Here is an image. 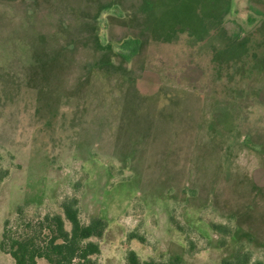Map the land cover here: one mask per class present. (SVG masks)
<instances>
[{
	"label": "rangeland",
	"instance_id": "374dc122",
	"mask_svg": "<svg viewBox=\"0 0 264 264\" xmlns=\"http://www.w3.org/2000/svg\"><path fill=\"white\" fill-rule=\"evenodd\" d=\"M219 1L126 0L129 13L123 17L102 0H0V46L23 40L27 32L29 37V31L39 45L31 52L36 65L9 60L25 83L10 80L9 73L0 80V115L6 122L0 123L16 129L13 148H19L15 160L0 150V172H7L0 179V241L3 227L32 233L45 213L58 209V200L81 193V217L107 219L100 264H124L128 248L143 259L178 256L181 264H219L237 249L249 263L264 264V168L252 144L246 146L254 152L242 149L237 156L226 145L235 135L233 108L214 93L180 86L202 82L187 74L167 77L155 58L147 61L150 67L139 68L143 52L131 70L102 66L108 72L96 62L99 68L89 76L90 65L77 61L75 44L66 49L54 42L64 37L73 44L70 26L93 13L102 23L116 14L147 35L150 30L151 40L161 34L197 37L203 21L217 22V13L209 11ZM229 12L234 13L233 4ZM81 27L88 32L86 24ZM79 46L84 50L85 44ZM82 53L86 58V50ZM63 93L91 97L86 122L74 126L69 114L56 116ZM69 104L76 116L79 106ZM262 131L255 129L253 141ZM0 264L14 263L0 250ZM36 264L47 262L39 258Z\"/></svg>",
	"mask_w": 264,
	"mask_h": 264
},
{
	"label": "trees",
	"instance_id": "16d2710c",
	"mask_svg": "<svg viewBox=\"0 0 264 264\" xmlns=\"http://www.w3.org/2000/svg\"><path fill=\"white\" fill-rule=\"evenodd\" d=\"M107 1L111 5H114L119 16L120 14L123 15V17L128 16L129 10H127L125 7V1L126 0H102V2ZM223 0L219 1L220 3ZM99 2V0H98ZM99 6L101 5V3ZM227 2V0H225ZM98 4V3H97ZM26 7L28 4L24 3L23 6ZM136 7L137 3H135ZM19 7H22V5H19ZM212 13H217V8H211ZM45 9L43 10V12ZM27 12H29L27 8ZM44 13H42L43 15ZM61 14V13H59ZM97 14L93 13L90 17H82V22L76 21V23L70 27L74 28V43L70 44L69 38L60 37L56 41V43L61 42V44L66 46V49H73L74 44L75 52H79V55L77 57V61L82 65H90V72L89 76L93 74L94 68H99L96 66V62L99 63V65L102 67H113L115 68L114 71L119 70L116 69L120 66L121 70L119 71H127L131 70L133 65L132 61L138 55L139 53L143 52L144 58L141 62V66L139 68L143 69V66L145 67L149 61V59L152 57L154 58L153 54L155 52H165L168 42L173 36H165L164 34H161L158 39L151 40L152 38L151 31L145 32L143 28L137 27L134 25H131L130 23H127V20H118L121 17L116 16V14L110 13L108 14V17H106V20L109 21V24L113 25H120L124 29L120 34L113 33V41H109L107 43L101 42L100 38L98 37L99 32V26H100V18L99 16H96ZM113 16V17H111ZM143 16V13L141 14ZM212 18V16H210ZM61 18V15H60ZM99 18V19H98ZM143 18V17H142ZM61 20V19H60ZM74 21V20H73ZM120 21V22H118ZM63 22V21H62ZM65 24V23H64ZM64 24L62 26V30L64 28ZM86 24L89 27V30L86 32L82 29V25ZM66 25V24H65ZM143 25V24H142ZM79 31L75 28H79ZM144 27V25H143ZM44 29L40 30L43 31ZM114 30V29H113ZM39 31L37 32L38 35ZM63 33V32H62ZM26 36L23 38L15 40H11L9 44H4L0 46V52L2 51L4 55L3 61H0V80L2 79H8L7 77H4L6 74L9 73V79L14 80L15 82H22L20 80H17L18 74L16 73V70H14L16 67L9 65V60H15L16 57L20 58L25 62L27 65H31L35 63L36 60L32 59L31 52H36L39 45H36V42L33 39V42L31 41V32L29 31V37L28 32L25 33ZM79 39V40H78ZM114 41H117L115 43ZM84 42V43H82ZM114 42V43H113ZM35 43V44H34ZM80 44H85L84 50L82 49V46H79ZM117 44V47L114 45ZM9 46L12 47V50L9 48ZM4 49V51H3ZM6 49V50H5ZM88 53L86 55V58H83V53L80 54L82 51H85ZM6 51V52H5ZM9 51V52H8ZM39 51V50H38ZM74 52V53H75ZM146 52V53H145ZM99 58V61L96 60L94 57ZM166 56V54H165ZM164 56L163 59H161V62L158 60L159 64L161 65V69H165L164 72L165 75L169 78H172L175 76L172 74V60L170 58H166ZM1 58V55H0ZM157 60V59H156ZM150 67V65L148 64ZM35 68V67H34ZM33 68V70H34ZM104 71H108L107 69H104L103 67L100 68ZM12 70V71H11ZM113 71V72H114ZM74 73V72H73ZM110 73H112L110 71ZM58 73L53 74V76H57ZM75 76V75H74ZM73 76V79H74ZM70 73L66 75L65 77V84L68 87L70 82ZM26 81V80H25ZM22 82V83H25ZM90 81V80H89ZM174 83V82H173ZM179 83H174V85ZM182 86V84H179ZM189 87V86H188ZM190 90H197L198 92L208 93L205 91L201 86L195 87L191 86ZM215 93L216 92H211ZM103 97V96H102ZM83 98V97H82ZM91 97L88 95L87 97H84L83 99L72 98L69 95L62 94L61 96V102L59 101V106H57L58 114L56 115L59 119L63 115L64 117H67L69 114L71 116V119L74 118V126H76L79 123L86 122L85 116L90 113L91 110H93L92 105L91 107L88 106V102H92ZM60 100V99H59ZM103 98H101V102H104ZM73 102L75 107L79 106L80 110L76 113V116L74 114H71V106L69 103ZM92 104V103H91ZM234 110V109H233ZM77 116L79 118H77ZM233 117L234 121H236V115L233 111ZM97 130L99 134L105 130L104 127H102L101 123L103 121L101 120V116L97 118ZM3 118L2 115H0V122H2ZM80 121V122H78ZM93 124L94 121H88ZM106 122V121H105ZM6 123V122H2ZM2 123H0V150L4 149L10 152V156L12 159L15 160V151L18 148L14 150L13 148V137L15 134L16 129H13L12 126H9V128L3 127ZM73 126V125H72ZM261 129L262 133L258 137L257 140L252 139V134L255 133V129ZM227 131V130H226ZM248 136L244 140L246 145L248 143L255 146V150L257 153H260L264 156V153L262 152V149L264 148V124H256L254 126H251L246 129ZM229 131H227L228 133ZM235 133L230 139L226 140V145L231 146L235 150V154H237L236 149L238 144V138L236 133L238 132V124L235 126V130L231 131ZM230 132V133H231ZM2 134H6L2 136ZM222 142V141H221ZM6 171L0 172V179L6 174ZM81 193L79 194V196ZM76 195L71 196H65L60 201L58 200V209L53 212L45 213L43 218L39 219L38 222L34 225V230L32 233H14L11 231V229H7L6 227H3V230L1 231V241H0V250L3 253L8 254L12 259L14 264H36L37 259L43 258L47 264H100V262L97 260L98 255L100 254V242L104 235V232L107 228V219L102 218L99 216H92L88 220H84L81 217V210H80V197ZM57 199V196L55 197ZM22 206H18L16 208V211H20ZM6 223V222H5ZM31 226V224L29 225ZM129 239L134 238L133 233H129ZM139 242H143L144 239L142 237H137ZM163 256V255H162ZM159 256V258H154L152 256L148 258H141L137 252L132 249L128 248L124 255V264H181V259L178 256H172V257H162ZM219 264H262L261 261L256 260L252 263H249L248 255L245 253L240 252L237 249L234 251L232 257L230 258H222L220 260Z\"/></svg>",
	"mask_w": 264,
	"mask_h": 264
},
{
	"label": "flooded vegetation",
	"instance_id": "af4514ba",
	"mask_svg": "<svg viewBox=\"0 0 264 264\" xmlns=\"http://www.w3.org/2000/svg\"><path fill=\"white\" fill-rule=\"evenodd\" d=\"M232 4L233 14L229 12ZM216 8L217 22L203 21L200 36L177 34L171 37L165 52H155L153 56L161 62L166 54L172 60V74L195 76L205 91L216 92L234 109L238 124L237 156L242 149L254 152L244 142L248 136L246 129L264 124V2L227 0ZM123 29L106 19L103 23L100 20L98 37L107 43L113 41L111 31L120 34ZM254 153L264 168V156Z\"/></svg>",
	"mask_w": 264,
	"mask_h": 264
}]
</instances>
